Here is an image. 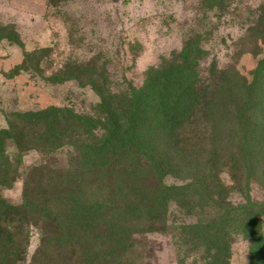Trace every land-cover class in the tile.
<instances>
[{
  "label": "trees",
  "instance_id": "1",
  "mask_svg": "<svg viewBox=\"0 0 264 264\" xmlns=\"http://www.w3.org/2000/svg\"><path fill=\"white\" fill-rule=\"evenodd\" d=\"M203 1L209 10L221 2ZM260 10L248 32L264 44V3ZM0 35L17 42L12 32L1 30ZM256 40L246 51H261ZM206 53L198 37L187 38L177 54L147 70L142 86L133 87L118 101L116 93L105 87L104 72L97 73L94 61H74L48 76L53 83L76 80L91 86L100 99L97 115L56 106L28 110L16 114L22 128L1 131L0 136L13 139L19 147L39 141L49 150L69 145L77 151L80 169L98 175L84 187L77 186L78 191L68 190L66 213L49 212L47 205L28 199L21 206L13 205L0 197V264L26 259L32 214L41 221L43 264H146L140 260V251L148 244L146 235L174 237V231L176 264H231L236 237L248 242L249 264H264V198L250 196L251 181L264 191V56L251 81L235 66L219 68L215 62L203 79L197 67ZM33 59L27 53L20 68L37 70L39 59ZM198 111L218 117L201 118L205 125L211 123L201 138L190 131ZM223 128L229 131L223 134ZM95 130L101 134L96 136ZM217 154L227 158L219 160ZM1 165L3 183L10 188L16 167L3 154L2 144ZM223 168L232 180L229 187L220 178ZM44 171L51 172L31 168L29 179ZM109 176L113 181L106 179ZM166 176L180 183H166ZM54 178L70 187L77 184ZM36 182H26L25 194L31 192L30 185L35 193ZM230 187L243 195V202L228 199L225 193ZM171 204L188 214H208L173 231L167 219Z\"/></svg>",
  "mask_w": 264,
  "mask_h": 264
},
{
  "label": "rangeland",
  "instance_id": "2",
  "mask_svg": "<svg viewBox=\"0 0 264 264\" xmlns=\"http://www.w3.org/2000/svg\"><path fill=\"white\" fill-rule=\"evenodd\" d=\"M263 3L264 0H221L218 7L209 10L203 0H0V32H12L17 38V42H13L0 35V132L23 127L18 124L16 114L50 106L67 107L79 115H97L100 99L91 86L81 85L76 80L53 83L47 79L68 63L94 61L97 73L104 72L105 87L116 93L118 101L133 87L142 86L147 70L177 54L182 43L192 36L198 37L207 51L197 67L203 79L208 77L210 63L215 62L219 68L235 66L251 81L253 69L264 56V44L249 34L248 28L258 18ZM254 39L261 48L256 54L246 51ZM43 49L45 51H41ZM27 53L34 55L33 60L39 59L37 70L20 68ZM41 54L43 57L39 56ZM195 118L197 121L192 122L190 131L201 138L211 124L205 125L206 120L201 118L218 117H205L198 111ZM220 131L225 134L229 130ZM93 133L99 136L101 130ZM3 138L1 135L3 154L15 165L17 177L13 185L7 187L3 183L4 169L0 166V197L13 205L21 206L28 199L47 205L49 212L54 209L60 214L66 213L70 203L68 190L78 191L77 186H83L98 175V171L80 169L77 151L69 145L49 150L41 148L39 141L19 147L13 139ZM202 154L201 160L205 161L206 155ZM220 156L219 160L227 158L226 154ZM211 157L209 154V159ZM33 167L51 172H36L29 179L28 172ZM219 174L226 186L233 185L227 168ZM54 177L69 182L76 180L77 184L70 187ZM27 178L28 181L38 180L35 193L30 185L31 192L25 194ZM106 179L113 181L110 176ZM164 180L169 184L180 183L173 176H166ZM250 184L251 198L263 199L262 188L255 181ZM38 188L44 191L38 192ZM225 194L232 203L244 201L243 195L232 187ZM201 213L188 214L171 204L167 219L174 231V227L208 214L207 211ZM30 218L34 221L27 227L26 259L19 264H43L45 258L39 252L41 221L33 214ZM176 232H172L174 237L167 233L147 234L146 250L139 249L141 262L176 264L173 251ZM230 263L249 264L248 242L241 237H236L232 243Z\"/></svg>",
  "mask_w": 264,
  "mask_h": 264
}]
</instances>
